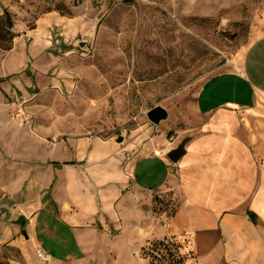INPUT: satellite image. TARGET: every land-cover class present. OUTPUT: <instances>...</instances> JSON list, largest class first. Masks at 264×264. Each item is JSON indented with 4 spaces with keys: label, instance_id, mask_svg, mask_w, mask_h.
Here are the masks:
<instances>
[{
    "label": "rangeland",
    "instance_id": "1",
    "mask_svg": "<svg viewBox=\"0 0 264 264\" xmlns=\"http://www.w3.org/2000/svg\"><path fill=\"white\" fill-rule=\"evenodd\" d=\"M8 10L13 36L2 43L10 48L0 46V264H201L159 233L161 214H142L140 225L132 216L138 249H106L121 227L89 234L105 249L82 248L60 218L33 214L42 192L31 169L71 158L62 150L71 138L122 134L116 142L127 154L166 158L186 145L202 132L196 102L209 79L243 68L264 86V0H14ZM159 105L168 116L154 124L148 111ZM7 184L23 187L9 197ZM173 193H155L153 210L172 211Z\"/></svg>",
    "mask_w": 264,
    "mask_h": 264
},
{
    "label": "crops",
    "instance_id": "2",
    "mask_svg": "<svg viewBox=\"0 0 264 264\" xmlns=\"http://www.w3.org/2000/svg\"><path fill=\"white\" fill-rule=\"evenodd\" d=\"M13 4L0 0V14ZM196 107L204 116L202 132L177 162L161 154L129 155L111 137L65 140L62 150L71 158L31 169L39 171L42 192L33 214L57 216L63 233L92 251L105 249L89 237L97 227H121L106 249H138L142 240L130 229L137 222L132 216L140 225L142 214H161L167 222L159 233L201 264H264V86L243 68L224 72L203 85ZM22 187L2 189L14 197ZM171 192L175 208L155 212L154 194Z\"/></svg>",
    "mask_w": 264,
    "mask_h": 264
},
{
    "label": "water",
    "instance_id": "3",
    "mask_svg": "<svg viewBox=\"0 0 264 264\" xmlns=\"http://www.w3.org/2000/svg\"><path fill=\"white\" fill-rule=\"evenodd\" d=\"M168 112L162 106H156L153 109L148 111L149 119L154 123L158 124L162 119L167 118ZM118 142H122L124 140V136L122 134L118 135L116 138ZM186 152L185 145H180L176 148H173L167 153V156L173 162H177ZM24 234L28 235L26 230H24Z\"/></svg>",
    "mask_w": 264,
    "mask_h": 264
},
{
    "label": "trees",
    "instance_id": "4",
    "mask_svg": "<svg viewBox=\"0 0 264 264\" xmlns=\"http://www.w3.org/2000/svg\"><path fill=\"white\" fill-rule=\"evenodd\" d=\"M14 26L12 16L9 10H5L3 14H0V46L5 49L10 48L8 44H2L5 41H10L12 39V28ZM2 41V42H1ZM251 217L254 218L255 215L250 213Z\"/></svg>",
    "mask_w": 264,
    "mask_h": 264
},
{
    "label": "built area",
    "instance_id": "5",
    "mask_svg": "<svg viewBox=\"0 0 264 264\" xmlns=\"http://www.w3.org/2000/svg\"><path fill=\"white\" fill-rule=\"evenodd\" d=\"M39 256L41 257V258H43V259H48L49 257H50V254H48L47 252H45V251H39Z\"/></svg>",
    "mask_w": 264,
    "mask_h": 264
}]
</instances>
